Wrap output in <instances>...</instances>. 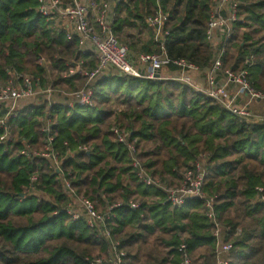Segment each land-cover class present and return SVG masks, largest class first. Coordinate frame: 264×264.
Here are the masks:
<instances>
[{"label": "trees", "instance_id": "trees-1", "mask_svg": "<svg viewBox=\"0 0 264 264\" xmlns=\"http://www.w3.org/2000/svg\"><path fill=\"white\" fill-rule=\"evenodd\" d=\"M239 1L240 22L233 27L223 67L237 71L252 54L249 81L264 94V0ZM213 3L124 0L116 6L112 31L134 55L164 57L166 72L179 71L172 63L177 59L203 69L212 54L206 32ZM157 13L167 17V34L160 43L145 41L147 19ZM95 66L92 52L81 55L75 37L54 31L38 14L36 0H0V83L7 71L15 72L67 95L83 87L84 72ZM92 90L91 107L46 101L34 106L27 100L9 121L12 141L0 143V264H87L86 259L105 254L106 243L84 222L60 212L64 179L98 212L122 203L113 210L111 234L126 253L124 264H179L181 244L191 264H216L214 225L204 216V202L192 199L180 208L162 203L160 191L131 173L129 155L112 133L115 127L129 135L142 168L169 187L180 186L196 158L208 154L202 191L217 222L231 234L239 230L226 239L232 243L227 264H264V125L238 118L176 80L108 71ZM252 113L264 116V109L257 105ZM45 118L54 124L59 172L44 159L19 154L24 143L43 147ZM78 146L86 150L74 153ZM31 176L36 181L29 188ZM129 203L139 206L133 210Z\"/></svg>", "mask_w": 264, "mask_h": 264}, {"label": "built area", "instance_id": "built-area-1", "mask_svg": "<svg viewBox=\"0 0 264 264\" xmlns=\"http://www.w3.org/2000/svg\"><path fill=\"white\" fill-rule=\"evenodd\" d=\"M123 1L36 0L38 14L50 24L54 31H63L69 40L75 37L78 41V52L81 55L92 52L96 59V66L84 72L86 82L83 87L67 95L53 93L50 84L41 87L39 78L7 71L8 78L0 83V143L12 141L9 121L16 117L20 103L24 101L31 100L34 106H37L35 101H46L49 106L64 104L68 108L91 107L92 85L100 75L108 71L137 78L162 80L159 73L165 62L164 57L155 53L138 54L132 57L127 46L119 43L112 31L116 6ZM240 4L239 0H214L206 32L212 53L209 63L207 67L200 69L184 59L174 60L172 63L179 68L180 73L175 80L217 101L226 111L238 118L264 125V116L254 115L250 110V106L254 103L264 104V94L254 90L249 81L247 68L252 65L253 55L246 57L243 61L244 67L237 71L223 67L226 47L233 38V27L240 22L238 16ZM166 20L167 17L160 13L147 19L148 25L155 29L154 40L159 43L162 36L167 34L163 30ZM73 73L74 71H69L68 75L71 76ZM156 74L159 75L158 78H155ZM192 74L203 76L204 88L193 79ZM63 98H65L64 101ZM42 122L43 147L33 149L24 143L19 154L25 158L44 159L50 163V167L55 172H59L61 158L53 148L52 127L54 124L49 118L43 119ZM112 133L117 143L121 144L129 155L131 173L140 184L155 187L160 191L162 203L180 208L192 199L204 202V216L214 225L212 236L216 245V264H227V255L232 243L226 239L237 235L239 230L236 234H231L228 228L222 227L217 222L212 203L202 191L209 173L207 164L209 155L198 156L192 167L183 174L180 186L169 187L160 180L152 178L142 168L136 158L135 146L129 140L128 134L117 127L112 129ZM85 150L84 146H78L74 153ZM69 153L66 155L69 156L71 154ZM35 181L36 177L31 176L29 188ZM60 182L66 199L60 212L73 221L84 222L96 237L106 243L105 254L94 259H86L87 264H124L126 253L119 241L115 240L111 234L113 210L121 207L122 203L108 205L103 211L98 212L88 199L77 195L67 180ZM257 191L261 192L262 189L259 188ZM261 200L264 201V196H261ZM138 206L139 204L136 203L128 205L133 210ZM57 213V211L54 212V215ZM177 251L181 256L179 264H191L185 245H179Z\"/></svg>", "mask_w": 264, "mask_h": 264}, {"label": "crops", "instance_id": "crops-1", "mask_svg": "<svg viewBox=\"0 0 264 264\" xmlns=\"http://www.w3.org/2000/svg\"><path fill=\"white\" fill-rule=\"evenodd\" d=\"M148 27L150 28V34L148 35V37L146 36L145 38V41H148L149 40V38H152V39H154V35H155V29L152 27V26H149L148 25ZM130 52V51H129ZM130 55L132 56V57H135L136 55H138V54H136V55H134L132 52H130ZM132 60V59H131ZM146 69V68H145ZM147 70V69H146ZM159 75H160V77H161V79H169V80H175V79H177L179 76H180V73H179V71H177V72H166L165 70H161L160 71V73H159ZM192 77H193V79L195 80V81H197V82H199L201 85H202V87L204 88V85H203V76H201V75H199V74H192ZM257 105H259L260 107H261V109L263 108L264 109V104L263 103H254V104H252L251 106H250V110H251V112H252V110L257 106Z\"/></svg>", "mask_w": 264, "mask_h": 264}, {"label": "water", "instance_id": "water-1", "mask_svg": "<svg viewBox=\"0 0 264 264\" xmlns=\"http://www.w3.org/2000/svg\"><path fill=\"white\" fill-rule=\"evenodd\" d=\"M158 76H159V75H158V74H156L155 78H158ZM20 196H22V194H21Z\"/></svg>", "mask_w": 264, "mask_h": 264}]
</instances>
